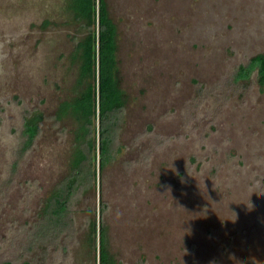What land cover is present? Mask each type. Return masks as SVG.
Wrapping results in <instances>:
<instances>
[{
	"label": "rangeland",
	"instance_id": "1",
	"mask_svg": "<svg viewBox=\"0 0 264 264\" xmlns=\"http://www.w3.org/2000/svg\"><path fill=\"white\" fill-rule=\"evenodd\" d=\"M70 1L0 0V264H95L102 204L117 264H264V91L238 75L264 54V0H104L126 95L114 160L32 249L74 152L75 122L54 120L78 94Z\"/></svg>",
	"mask_w": 264,
	"mask_h": 264
},
{
	"label": "trees",
	"instance_id": "2",
	"mask_svg": "<svg viewBox=\"0 0 264 264\" xmlns=\"http://www.w3.org/2000/svg\"><path fill=\"white\" fill-rule=\"evenodd\" d=\"M83 37L77 42L72 59L77 63L76 85L78 94L69 103L64 102L55 121L61 116L70 117L76 124L73 138L74 152L69 173L61 185L54 189L48 200L41 238L30 240L32 249L40 241L49 242L66 233L70 227V214L79 193L89 183H96V170L114 160V134L119 129L125 109L126 95L120 87L117 63V29L108 18L104 0H71L69 4ZM257 70V84L264 91V54L254 58L250 65L241 67L238 75H250ZM28 114V113H27ZM24 118L22 144L17 152L25 154L39 134L40 116ZM116 149V148H115ZM88 223L87 242L97 251L95 264H117L108 250L107 233L101 215ZM97 237V240H96ZM1 264H11L2 262ZM29 264V263H25Z\"/></svg>",
	"mask_w": 264,
	"mask_h": 264
}]
</instances>
